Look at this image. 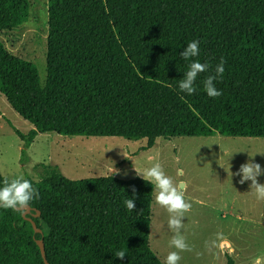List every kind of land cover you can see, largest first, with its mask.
<instances>
[{
	"label": "trees",
	"instance_id": "16d2710c",
	"mask_svg": "<svg viewBox=\"0 0 264 264\" xmlns=\"http://www.w3.org/2000/svg\"><path fill=\"white\" fill-rule=\"evenodd\" d=\"M30 6L0 0V30L26 22ZM47 27L43 84L35 63L0 41V93L33 125L14 128L22 154L39 132L145 139V149L159 137H264V0H47ZM193 40L199 55L184 60ZM222 58V95L210 98L203 81ZM192 60L209 68L188 95L179 82ZM23 178L39 199L24 216L0 208V264H45L41 238L49 264H163L148 242L152 182L69 179L57 166ZM12 179L0 173V187Z\"/></svg>",
	"mask_w": 264,
	"mask_h": 264
},
{
	"label": "rangeland",
	"instance_id": "374dc122",
	"mask_svg": "<svg viewBox=\"0 0 264 264\" xmlns=\"http://www.w3.org/2000/svg\"><path fill=\"white\" fill-rule=\"evenodd\" d=\"M28 20L12 30H0V41L14 55L35 63L40 82L46 74L47 0H29ZM14 128L27 133L33 125L19 116L0 93V173L10 178L38 180L47 167L57 166L69 179L106 176L142 177L159 162L165 173L184 186L191 203L184 214L181 234L191 251H181L179 264H252L264 256V202L231 175L250 157L264 168V137H159L145 149L146 140L122 137L63 136L39 132L22 154L23 141ZM128 157V158H125ZM264 183V175L258 177ZM154 184V182H152ZM154 184L149 246L165 264L174 235L169 213L155 202Z\"/></svg>",
	"mask_w": 264,
	"mask_h": 264
},
{
	"label": "clouds",
	"instance_id": "9594fccd",
	"mask_svg": "<svg viewBox=\"0 0 264 264\" xmlns=\"http://www.w3.org/2000/svg\"><path fill=\"white\" fill-rule=\"evenodd\" d=\"M199 51V41L193 40L183 48L180 56L184 60H189L190 58L197 57ZM208 68L209 65L201 63L198 60H192L184 78L179 82V89L188 95L194 94L196 92L195 81L198 74L206 72ZM224 70V60L222 58L220 63L216 65L215 73L209 75L203 81V88L208 97L216 98L222 95V91L216 88L215 81L223 75ZM251 157L240 166L236 173H231V175L239 176V183L241 184L250 181V190H252L258 201L264 202V183L258 182V177L264 175V168L259 163L252 162ZM110 171L112 176L119 173V170L114 167ZM142 178L149 182H154L157 190L155 202L169 213L167 224L169 229L174 233L170 240V247L176 249V251H170L167 254L165 264H179L181 260L179 253L181 251H191L186 238L181 234L184 214L191 209V203L185 199V188L175 183L172 177L165 173L159 162L145 169ZM34 199H39V193L32 183L23 177L15 178L11 181L5 180L3 186L0 187V208L22 212L29 208ZM134 201L135 193H133L132 198L124 201L129 211L135 210L136 204ZM115 257L123 260L126 257V253L125 251H119ZM252 264H264V256L255 257Z\"/></svg>",
	"mask_w": 264,
	"mask_h": 264
},
{
	"label": "water",
	"instance_id": "95a60500",
	"mask_svg": "<svg viewBox=\"0 0 264 264\" xmlns=\"http://www.w3.org/2000/svg\"><path fill=\"white\" fill-rule=\"evenodd\" d=\"M30 209L31 208L29 207L28 209L24 210L23 213H22V215L24 216L26 213H28L30 211ZM26 219L31 222L32 227L34 228V231L35 232H38V233L41 232V229L36 226L35 222L31 218L26 217ZM37 243L39 244L40 252H41V255H42V258H43L45 264H49L47 262L46 256H45V249H44L43 239L41 238L40 240L37 241Z\"/></svg>",
	"mask_w": 264,
	"mask_h": 264
}]
</instances>
